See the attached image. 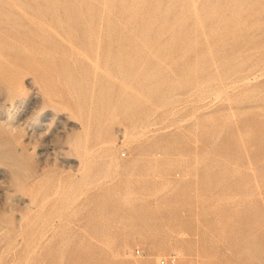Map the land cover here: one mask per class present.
I'll return each instance as SVG.
<instances>
[{
	"label": "rangeland",
	"instance_id": "obj_1",
	"mask_svg": "<svg viewBox=\"0 0 264 264\" xmlns=\"http://www.w3.org/2000/svg\"><path fill=\"white\" fill-rule=\"evenodd\" d=\"M174 253L264 264V0H0V264Z\"/></svg>",
	"mask_w": 264,
	"mask_h": 264
},
{
	"label": "built area",
	"instance_id": "obj_2",
	"mask_svg": "<svg viewBox=\"0 0 264 264\" xmlns=\"http://www.w3.org/2000/svg\"><path fill=\"white\" fill-rule=\"evenodd\" d=\"M137 254H141L140 249L137 250ZM178 260L179 254L174 253L168 256L167 258H163L162 260H160V264H176Z\"/></svg>",
	"mask_w": 264,
	"mask_h": 264
}]
</instances>
